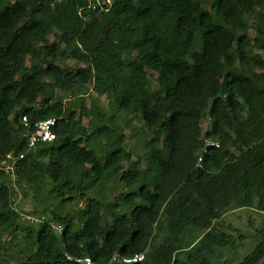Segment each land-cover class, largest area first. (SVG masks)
Wrapping results in <instances>:
<instances>
[{"label": "trees", "instance_id": "trees-1", "mask_svg": "<svg viewBox=\"0 0 264 264\" xmlns=\"http://www.w3.org/2000/svg\"><path fill=\"white\" fill-rule=\"evenodd\" d=\"M101 1L0 0V264H264V0ZM21 116L55 139L26 152ZM6 156L46 221L11 210ZM237 210L261 214L239 260L217 223Z\"/></svg>", "mask_w": 264, "mask_h": 264}, {"label": "rangeland", "instance_id": "rangeland-1", "mask_svg": "<svg viewBox=\"0 0 264 264\" xmlns=\"http://www.w3.org/2000/svg\"><path fill=\"white\" fill-rule=\"evenodd\" d=\"M248 33L249 36L251 37L253 35V30H249ZM48 40L51 41V38L48 37ZM64 64L67 66H75L73 62L70 60L66 61ZM148 76L149 79L151 80V87L154 88L155 84L153 83V78H152L153 74L148 72ZM99 101L101 107L104 110H106L107 109L106 99L103 96H101L99 97ZM127 119H130L131 122L128 125V127L123 128V134L125 135L126 138L124 147L132 153L133 155L132 159L134 160L138 155H141L143 152L141 147L140 137L134 136L131 131L133 127L138 129L139 124L131 116H128ZM81 123L82 125L86 126L87 120L82 118ZM199 128H200V138H203L204 133L208 129V120L206 119V117L202 119V121L199 123ZM207 140L209 139H204V144L205 141ZM123 167H126L125 163H123ZM140 167L141 168L144 167L143 161L140 162ZM120 194H125V191L115 186L111 187L108 190L107 195L104 196V200L110 201L113 197L119 196ZM89 195L96 196V194L94 193H89ZM81 206H82V201L80 200H77L74 204H72V208L74 210L80 208ZM16 207L23 213L29 212L32 213L30 215L35 217L36 215H38V212L35 210L34 204L31 201L30 197L20 198V200L16 203ZM246 211L247 210H237L228 213L217 221V223L219 224V228L222 229L224 232L229 233L233 236L234 234L239 236L240 239L238 240L237 243V256H236L237 260H239L247 252H249L252 249V247L255 245L256 239L254 238L252 232L254 229L259 228L260 226L261 214L254 213L252 211H248V212ZM102 213H104V211ZM194 237L195 235L193 234L192 238ZM22 257H23L22 255L15 253V249L14 251L11 250L3 255L4 260L8 264H14V261L21 259ZM261 261H264V258Z\"/></svg>", "mask_w": 264, "mask_h": 264}, {"label": "built area", "instance_id": "built-area-1", "mask_svg": "<svg viewBox=\"0 0 264 264\" xmlns=\"http://www.w3.org/2000/svg\"><path fill=\"white\" fill-rule=\"evenodd\" d=\"M112 3V0H102L101 2H96V3H91L90 7L94 8L96 5H99L101 8H103L104 11H106L107 7L110 6ZM56 119L54 118H47L45 120H40L37 121L33 124V127L31 130H29L30 125L29 122L26 118V116H21L19 118V124L24 128V136L26 137V152L31 151L33 147L37 144L40 143H48L51 142L52 140L55 139V134L52 131V128L55 126ZM208 146H217L215 143L211 142L210 140L205 141V145L201 151V153L197 154L196 161H195V167H200L201 165V158H202V152L205 151V148ZM22 155L18 156V159L21 158ZM6 159L9 160V162L6 164V166L3 168L4 173L7 174L11 181V186H12V192L14 194L12 203L10 205V208L12 211L16 212L20 216H22L24 219L28 221H33V222H44L46 219L41 216L39 218L34 217L32 215H26L23 212H21L17 207L16 203L20 200V195L16 191L14 187V172H13V167L15 160L14 158H10L9 156H6ZM49 227L55 232V233H60L61 231V226L57 225L53 222H49ZM69 259V258H68ZM143 259V253L137 254L132 256L131 258L127 259H122L123 263H136L140 262ZM112 261H115V258H112ZM75 263L77 264H91V261L88 258H82V259H75Z\"/></svg>", "mask_w": 264, "mask_h": 264}, {"label": "crops", "instance_id": "crops-1", "mask_svg": "<svg viewBox=\"0 0 264 264\" xmlns=\"http://www.w3.org/2000/svg\"><path fill=\"white\" fill-rule=\"evenodd\" d=\"M260 54H261V55H262V57L264 58V52H261Z\"/></svg>", "mask_w": 264, "mask_h": 264}]
</instances>
